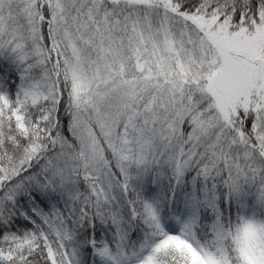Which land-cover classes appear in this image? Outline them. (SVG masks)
Instances as JSON below:
<instances>
[{"label":"snow or ice","instance_id":"obj_1","mask_svg":"<svg viewBox=\"0 0 264 264\" xmlns=\"http://www.w3.org/2000/svg\"><path fill=\"white\" fill-rule=\"evenodd\" d=\"M0 264H264V0H0Z\"/></svg>","mask_w":264,"mask_h":264}]
</instances>
